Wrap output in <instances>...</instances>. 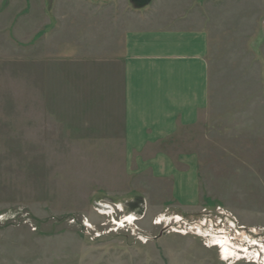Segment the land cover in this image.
Returning <instances> with one entry per match:
<instances>
[{
    "label": "rangeland",
    "instance_id": "obj_1",
    "mask_svg": "<svg viewBox=\"0 0 264 264\" xmlns=\"http://www.w3.org/2000/svg\"><path fill=\"white\" fill-rule=\"evenodd\" d=\"M188 1L214 36L209 104L161 144L176 184L66 135L31 81V8L57 32L131 3L0 0V264H264V0Z\"/></svg>",
    "mask_w": 264,
    "mask_h": 264
},
{
    "label": "crops",
    "instance_id": "obj_2",
    "mask_svg": "<svg viewBox=\"0 0 264 264\" xmlns=\"http://www.w3.org/2000/svg\"><path fill=\"white\" fill-rule=\"evenodd\" d=\"M29 13L31 49L42 55L40 81L33 71L31 81L45 91L46 116L88 150L126 154V167L177 184L183 175L161 144L195 126L209 104L213 16L203 24L188 0H154L142 10L69 9L57 32H42L53 11Z\"/></svg>",
    "mask_w": 264,
    "mask_h": 264
},
{
    "label": "water",
    "instance_id": "obj_3",
    "mask_svg": "<svg viewBox=\"0 0 264 264\" xmlns=\"http://www.w3.org/2000/svg\"><path fill=\"white\" fill-rule=\"evenodd\" d=\"M154 0H129L131 5L136 10H141L148 7Z\"/></svg>",
    "mask_w": 264,
    "mask_h": 264
},
{
    "label": "bare ground",
    "instance_id": "obj_4",
    "mask_svg": "<svg viewBox=\"0 0 264 264\" xmlns=\"http://www.w3.org/2000/svg\"><path fill=\"white\" fill-rule=\"evenodd\" d=\"M153 2V1H152ZM151 5V4H150ZM145 9V8H144ZM142 10V9H141Z\"/></svg>",
    "mask_w": 264,
    "mask_h": 264
}]
</instances>
